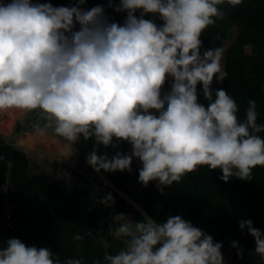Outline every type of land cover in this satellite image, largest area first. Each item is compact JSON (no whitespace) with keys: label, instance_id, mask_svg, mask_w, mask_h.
I'll use <instances>...</instances> for the list:
<instances>
[{"label":"trees","instance_id":"obj_1","mask_svg":"<svg viewBox=\"0 0 264 264\" xmlns=\"http://www.w3.org/2000/svg\"><path fill=\"white\" fill-rule=\"evenodd\" d=\"M65 1L54 0L53 3ZM83 1L92 9L99 44L96 94L103 123L96 165L112 183L141 204L165 238L176 228L185 233L180 245L169 246L180 264L190 257L191 240L200 239L207 233L208 226H204L207 223L217 230L216 243L225 242L232 251L229 264H240L246 255L252 258L249 251L262 239L264 228L250 214H239L238 211L244 200L254 207V201L260 202L264 194V146L259 145L258 132L245 127L254 124L247 111L256 109L264 114L259 110V103L264 109V92L261 90L264 59L244 55L242 45H264V0H174L167 3V17L151 14L154 0L116 3L104 8L95 5L93 0ZM74 3L76 11L83 14L77 18L82 26L81 38L73 45L66 42L61 45L67 47L70 54L82 52V64L88 72L85 93L90 100L91 113L88 122L83 124L86 137L81 136L77 165L87 173L96 120L90 92L94 46L90 14L79 2ZM209 8L214 22L206 24L201 19ZM53 11L50 9L46 14L43 5L39 10L16 12L10 20L11 23L20 20L24 24L40 23L51 17ZM116 15L124 17L126 33L135 31L138 36L114 56L102 47L109 30L102 34L98 30ZM140 18L149 29L140 25ZM232 26L236 29L234 41L223 50L221 40ZM222 52L224 64L222 73L218 74L214 69ZM139 62L146 65V71L135 79ZM200 62H203L201 71ZM198 86L202 87L200 105L194 102ZM133 103H138L140 109L130 116L131 130L125 131L122 124L108 119L109 115H117ZM171 105L177 106L176 112L170 110ZM191 120L204 126L213 123V127L199 141L187 135L186 124ZM135 134H141L151 148L166 153L155 162L149 156L144 166L132 170L126 157L110 164V146L114 143L122 144L123 148L135 146L139 142L133 138ZM213 139L218 141L217 154L209 155L208 148ZM242 139L246 140L245 145L241 143ZM0 154L14 160L15 198L42 195L45 202L62 207L59 215L48 217L41 216L35 207L12 209L15 231H0V264L3 261L6 264H135V257L120 249L121 241L112 239L99 220L97 203L89 198L93 189L82 173L73 171L67 182L46 176H29L21 152L0 144ZM164 156L169 160L168 169L145 182L149 174L163 165ZM170 172L177 176L162 193L150 191L148 185L151 182L164 183L165 173ZM137 181L143 188L138 197H134L128 185ZM65 184L71 186L68 195L64 191ZM233 195L244 200L230 201L234 213L228 216L222 205ZM80 198H86L87 202L79 203ZM115 205L133 215L136 237L141 236L138 254L145 256V244L150 243L156 253L154 264H166L148 225L120 198L115 197ZM83 215L88 216L89 226L82 232L67 223L69 218ZM102 215H105L104 211ZM122 236L130 238L126 234ZM101 239L107 242V247L102 245Z\"/></svg>","mask_w":264,"mask_h":264},{"label":"crops","instance_id":"obj_2","mask_svg":"<svg viewBox=\"0 0 264 264\" xmlns=\"http://www.w3.org/2000/svg\"><path fill=\"white\" fill-rule=\"evenodd\" d=\"M53 1L0 0V144L10 146L24 155L27 163L26 174L29 176H46L57 181L67 182L73 171L82 173L85 179L90 182L89 186L93 189V192L89 195V198L97 203L99 220L104 223L110 237L122 242L125 246L123 251L135 257V264H154L156 261V253L150 243L145 244V256L138 254L137 246L140 243L141 236L136 237L135 232L137 227L132 222L133 215L124 210H119L116 207L115 197L90 176V171L84 173L78 169L77 165L81 151V145L79 143L81 138L80 140H71L70 138L63 137L51 128V124H47V118L51 119V116L56 111L53 103L50 101L48 89L42 86V84L53 87V76L57 75L64 68L63 64L72 55L68 51L64 59L57 58L53 55L52 49L59 42H69L68 38L71 32L67 31L65 18L74 17L77 19L82 16L81 14L79 16L75 15L77 11L73 1L64 4H54ZM135 1L93 0V3L100 8H104L113 6L116 3L132 4ZM43 5L45 6L46 14L50 9L54 10L51 17L45 18L40 23L24 24L21 23V20L17 23H11L10 19L16 12L39 10ZM114 19H119L121 21L120 25L124 28V17L122 15H116L110 18L107 24ZM106 25L104 27L105 29H102L103 31L108 30ZM81 28L82 26L79 23V31ZM234 30H236L235 27ZM130 32L131 39H133L135 31ZM235 32L227 33V39L221 42L223 50L233 43ZM98 33H101L100 29ZM64 35L67 37L65 38ZM242 52L244 55L252 58L260 57L264 59V45L259 47L251 43H245L242 45ZM223 64L224 53L222 52L217 57L214 71L218 74L222 73ZM261 90L264 92V76L261 82ZM195 97V104L200 105L202 87H196ZM198 98L200 102H198ZM64 105L67 104L64 103ZM259 108L261 112H264L260 103ZM170 110L176 112L177 106L171 105ZM125 112L123 111L121 113L117 122L123 125L125 131H129L133 127L132 121H127L129 123L127 127H125L124 121H120L126 115ZM247 112L253 119L254 124H247L245 127L249 131L258 132L261 137L259 145L264 146V114H261L256 109ZM29 122H34L33 126H30ZM211 127H213V123H208V125L204 126L191 120L186 124V132L189 137L200 141L206 136ZM49 128L64 140L53 136L49 132ZM83 135L84 139L86 132ZM133 138L139 141L135 146L123 148L120 143H114L110 146L111 161L118 162L121 159V153L126 150L125 154L131 163V170L133 167L140 168L144 166L149 156H152V161L155 162L159 156L155 158L153 154L159 150L148 146V143L143 141L141 134H135ZM241 143L245 145L246 140L242 139ZM217 144L218 141L216 139L211 141V145L208 148L209 155L217 154ZM164 153L166 152L164 151ZM163 159V165L158 170H154L152 174H149L145 182H150V179L157 173H164L168 169V157L164 156ZM194 167L195 165H192V168ZM164 176V183L151 182L148 185L150 191L158 194L162 193L168 187L170 180L176 177L177 174L170 172L169 174L165 173ZM134 184H139L138 192L143 188V184L140 181ZM134 184L128 185L129 191L131 185ZM64 191L66 195L70 194L71 186L65 184ZM158 200H160L159 197ZM262 200L260 202L259 200L254 201V207L248 206L244 200L243 210L239 214H250L264 228V194L262 195ZM86 202V198H80L79 200L81 204ZM11 206L12 209L19 208L23 210H27L29 207H35L43 217L57 216L62 211L61 206L45 202L42 195H37L36 197L24 195L19 199L14 197L12 198ZM227 208L228 213L225 212V204L222 205L224 213L229 215V207ZM103 211L105 212L104 216L102 215ZM167 217L171 220L169 215ZM67 223L74 230L82 232V230L88 228L89 219L88 216L84 215L76 216L69 218ZM204 226H208L207 233L200 239L191 240L190 257L184 264H215L214 261L217 262L223 259L226 261L224 264H229L232 251L225 242L216 243L217 230L214 225L207 223ZM172 233L171 236L166 238L168 246L180 245L185 233L179 232L178 228L172 231ZM123 234L129 235L130 238H124L122 236ZM249 253L252 254V258L246 255L240 260V264H264V235ZM203 260L205 263H203Z\"/></svg>","mask_w":264,"mask_h":264},{"label":"rangeland","instance_id":"obj_3","mask_svg":"<svg viewBox=\"0 0 264 264\" xmlns=\"http://www.w3.org/2000/svg\"><path fill=\"white\" fill-rule=\"evenodd\" d=\"M172 1L174 0H154V5H153L151 14L154 17H167L168 16V4L167 3L172 2ZM211 10L212 9L209 8L206 11L207 13L204 14L203 18L201 19L206 24H210L214 22V18L210 14ZM75 19L76 18L74 17L65 18L67 22V31L71 32V34H69L68 41L72 45L78 42L79 39L81 38V33L79 31V22L78 20H75ZM138 21L140 25H143L148 29L150 28L149 25L145 22V20L140 18ZM120 23L121 21L119 19H114L106 25V28L109 30V36H108V39L104 42V44H102V47H104L107 51L112 52L114 56L120 54L121 51L125 48V46L130 45L132 41L131 32L126 33L125 29L122 28ZM102 29L103 28L100 29V32H101L100 34H102L103 32ZM234 31H236L234 30V27H229L227 29L226 35L227 33L229 32L233 33ZM134 34H135L134 36L136 37L138 36L136 35V33ZM226 35L221 40V42L224 39H227ZM64 37L66 38L67 36L64 35ZM83 56L84 55L81 52H76L72 54L70 57L67 58L66 63L63 64L64 68L52 78V83L55 86V91L57 95L64 103H66L70 107H75L77 105L89 106L90 104V100H88V95L85 94V84L88 79V72L83 68V65H82ZM202 64L203 62H200L199 64L200 71L202 68ZM144 71H146V65L143 64L142 62H139L136 68V71H135V79H138L141 73H143ZM195 99L196 97L194 94V102H195ZM198 102H200L199 98H198ZM139 109H140V106L138 105V103H133L125 107L123 111H126L125 112L126 115H124L120 119L121 122L123 121L125 122L124 124L125 127H127L128 126L127 124H129L127 123V121L130 122L129 116L134 115L136 111H138ZM123 111H121L117 115H114V114L109 115L108 119L112 121H118ZM124 117L125 119H123ZM138 187H139V184H134V185H131L130 187V192L132 193L134 197H138ZM235 199H239L240 201L244 200V198L239 195H233L230 198H228L225 203V212L228 213L227 207H229V211H230L229 212L230 214L228 216H230L231 213L232 214L234 213V207L231 206L230 201L235 200ZM243 205L244 203H242L238 212L243 210ZM101 242L104 247H107V242L104 239H101ZM119 245H120V249L123 251L125 246L122 244V242ZM203 263H205L204 260H203ZM1 264H6V261H3Z\"/></svg>","mask_w":264,"mask_h":264},{"label":"water","instance_id":"obj_4","mask_svg":"<svg viewBox=\"0 0 264 264\" xmlns=\"http://www.w3.org/2000/svg\"><path fill=\"white\" fill-rule=\"evenodd\" d=\"M74 1H77L82 6H84L90 14L91 27H92L91 33H92L93 46H94V66H93V72H92L91 82H90V92H91V99H92L93 107L95 110L96 120L94 122L95 131H94V135L92 138V142H91V146L89 150V158H88L90 176L93 177L98 184H101L102 186H104L109 193L113 194L114 197L120 198L124 203H126L130 208H132V210H134L141 217V219L148 225V227L150 228L152 232L153 238L156 240L160 256L163 258L166 264H180L175 259V257L172 255L165 236L163 235L161 229L156 224V222L153 220V218L149 215V213L132 196L128 195L127 193L123 191L122 188H119L114 183H112L103 174L102 170L96 165L95 155H96V150H97V146L99 143L102 123H103L102 112H101L100 104H99L97 94H96V79H97V74H98V70L100 66L97 29H96L95 19H94L93 12H92L90 5L84 2L83 0H74ZM38 82H39V79H38ZM42 86L47 88L49 92L52 91L51 88L47 84H42ZM52 101L57 105V107L61 109V105L57 103L55 98H52ZM65 106L69 107L67 105ZM63 112L65 114V118L63 120L47 118V124L50 125L52 123H57L58 125H63L66 122H74V121L81 120L79 117H76L75 114H71L69 110H63ZM33 123L34 122H29V125L33 126ZM49 132L56 138L64 140L59 135H57L51 128H49ZM163 153L164 151H158L153 154V157L156 158ZM123 157H126V154H123L120 158H123ZM112 163L114 162L111 161L110 164ZM214 263L224 264L225 260L223 259L217 262L214 261Z\"/></svg>","mask_w":264,"mask_h":264},{"label":"flooded vegetation","instance_id":"obj_5","mask_svg":"<svg viewBox=\"0 0 264 264\" xmlns=\"http://www.w3.org/2000/svg\"><path fill=\"white\" fill-rule=\"evenodd\" d=\"M69 1L74 0H66L64 3H67ZM63 3V4H64ZM56 8V7H55ZM83 15L81 12H75V15ZM77 20V19H75ZM66 42V41H63ZM70 44L69 42H66ZM62 42H59L55 44L53 50V55L57 58H63L67 56L66 54L68 53V48L61 45ZM72 45V44H70ZM82 53V52H81ZM83 54V53H82ZM84 55V54H83ZM51 92L48 91L50 101L53 103L54 108L56 113L51 116V119H59L63 120L65 118V114L63 110H69L71 114H75L76 117H79L81 120L80 121H74V122H66L63 125H58L57 123H52L51 128L59 135L63 137L70 138L71 140H80L81 136L84 137L83 133L85 132V127H83V124L87 123L88 120L87 118L90 116L91 113V107L90 104L89 106H82V105H77L75 107H66L64 103L58 98V95L55 91L54 86L50 87ZM52 98H55L57 103L61 105V109L57 107V105L52 101Z\"/></svg>","mask_w":264,"mask_h":264},{"label":"built area","instance_id":"obj_6","mask_svg":"<svg viewBox=\"0 0 264 264\" xmlns=\"http://www.w3.org/2000/svg\"><path fill=\"white\" fill-rule=\"evenodd\" d=\"M14 160L0 154V231H15L11 201L15 194L13 182Z\"/></svg>","mask_w":264,"mask_h":264}]
</instances>
